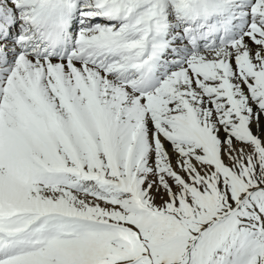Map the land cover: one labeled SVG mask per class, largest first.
Returning a JSON list of instances; mask_svg holds the SVG:
<instances>
[{
    "label": "bare ground",
    "instance_id": "obj_1",
    "mask_svg": "<svg viewBox=\"0 0 264 264\" xmlns=\"http://www.w3.org/2000/svg\"><path fill=\"white\" fill-rule=\"evenodd\" d=\"M55 1L62 2L61 11L44 10ZM171 2L173 4L169 6L168 0H0V34L1 31L12 32V40L15 41L8 43L6 51L13 57L8 60L0 43V72L5 73V78L0 80V120L3 122L1 125H5L0 126V145L7 152L2 155L0 165V194L4 187H15L18 194H13L21 196L12 198L13 202L17 201L16 208H26L23 200L29 197L25 194L26 186L20 184V177L34 166L20 158H26L30 153L35 152L40 159L46 160L47 152L55 150L59 160L49 162L68 170L75 163L69 148L82 147L81 155L76 156L83 164L90 162L91 165L95 156L93 152L98 150L106 151L100 153L104 158L114 156L112 143L116 141L124 151L129 150L130 163L137 164L141 157L140 166L153 163L152 158L162 151L172 161L180 156L178 147L183 151L185 145L170 138V134L176 136L181 126L200 123L206 128L201 133L207 134L215 147L223 146L225 159L231 161V154L243 147L229 132L234 122L230 111L236 109L241 113L239 122L258 133L264 143V0ZM240 7L245 9L238 11ZM131 10L133 12L129 15ZM235 10L244 15L237 23V30H232L230 25L235 20ZM14 11L21 12L25 23L17 24ZM48 13L50 17L46 16ZM117 14L127 19L119 21L126 28L112 30L118 25L116 21L105 28L108 19ZM199 14L201 18H198ZM215 14L219 17L212 16ZM97 15L101 18L96 28L81 26L82 36L75 38V48L69 50L64 58L38 56L39 48L46 49V41L61 40L65 35H71L70 19L78 21L79 17L87 20ZM216 18L221 20L220 24L215 22ZM203 19L208 22L199 25ZM57 20L61 21L60 27L55 24ZM183 21L188 23L186 28L182 26ZM97 24L104 26L97 27ZM159 30L160 34H157ZM198 36L208 40L201 45H190L178 71H166L159 50L163 49L166 53L174 50L167 48L168 40L188 44L187 39ZM18 43L19 47L16 46ZM212 43L214 45L210 46ZM141 51H145L144 58ZM147 60L151 61L152 68L145 76L140 65ZM260 67L262 71H258ZM248 69L258 71L256 78H248ZM247 79L251 84L246 85ZM37 109L47 113V120L41 118ZM11 110L14 116L7 115ZM21 111L29 117L27 114L23 116ZM19 124L20 127L31 125L40 133V139L19 128ZM96 125L101 133L96 134L98 138L94 144L92 141L87 146L76 144L80 143L79 137H76L78 126L90 133V128ZM196 136L199 138V135ZM222 140L228 144L223 145ZM154 143L159 149H155ZM88 150L92 153H87ZM254 150L246 147V161L249 164L248 173L252 170L256 173H241L237 175L240 178L227 179L234 185L230 195L225 194L231 204L243 200L248 192L249 184L243 179L248 177L251 182L258 176L264 183V164L256 158ZM85 154L89 155L85 157ZM99 174L102 176V170ZM122 174H118L121 175L119 179L128 189ZM67 190L63 188L61 193L67 206H70L69 201L77 196ZM42 195L46 209L51 206L54 209L60 204L59 194ZM1 240L0 244L5 245ZM5 250L14 252L12 256L0 252V257L5 260L19 255L7 247Z\"/></svg>",
    "mask_w": 264,
    "mask_h": 264
},
{
    "label": "rangeland",
    "instance_id": "obj_2",
    "mask_svg": "<svg viewBox=\"0 0 264 264\" xmlns=\"http://www.w3.org/2000/svg\"><path fill=\"white\" fill-rule=\"evenodd\" d=\"M134 3L138 5V2ZM233 14L235 17V12ZM14 15L17 24L25 23L20 11H14ZM176 15L180 17L178 12ZM18 17L22 18L19 20ZM114 18L127 20L118 14ZM82 24L86 22L76 23L72 35H78ZM114 29H122V26ZM159 51L161 53L163 49ZM141 54L144 58L145 51ZM261 68L258 71H262ZM258 71L248 69V78H256ZM249 79L245 81L246 85L251 84ZM262 110L264 112V104ZM230 114L234 116V122L229 132L243 145L237 153L231 154V161L225 159L223 146L215 147L214 141L212 143L207 134L201 133L206 128L200 123L181 126L176 136L170 134V138L184 144L186 149L181 151L178 147L180 156L172 161L162 151L152 158L153 163L140 166L142 157L136 160L137 164L130 163L129 150L124 151L116 141L112 143L114 156L104 158L102 154L106 151L98 150L93 152L95 158L91 165L90 162L83 164L77 158L82 147H68V152L71 151L75 158L68 170L50 163L59 160L55 150L47 152L46 160L40 159L35 152L28 158L21 157L34 166L20 177V184L26 186L25 194L29 197L23 200L26 208L18 209V205L15 207L17 201L14 203L12 199L14 196L21 198L13 194H18L16 188L1 190L4 193L0 194V240L3 239L5 245L15 244L14 248L26 253H18L15 259L9 260L0 257V264H264V183L258 176L250 182L246 175L247 180L243 181L249 184L247 201L232 208L227 200L234 186L227 181L228 177L237 179L241 173H256L255 170L248 173L246 147L255 148L254 155L264 164V143L258 133L239 122L240 110L230 111ZM78 127L76 137L80 143H74L79 146H87L91 141L94 144L101 133L98 125L92 126L90 133ZM27 132L40 134L31 130V125ZM156 144L155 149H159ZM0 148L2 163V155L7 152L3 145ZM87 153L92 152L88 150ZM121 172L128 189L119 179ZM63 188L77 196L69 201L70 206L62 196ZM42 194H59L58 208L43 207ZM5 245L0 244V249L4 248L0 252L12 256L14 252H7Z\"/></svg>",
    "mask_w": 264,
    "mask_h": 264
},
{
    "label": "water",
    "instance_id": "obj_3",
    "mask_svg": "<svg viewBox=\"0 0 264 264\" xmlns=\"http://www.w3.org/2000/svg\"><path fill=\"white\" fill-rule=\"evenodd\" d=\"M244 199H245V198H244ZM244 199H243V200H244ZM243 200H241L240 202L236 203L234 206H239Z\"/></svg>",
    "mask_w": 264,
    "mask_h": 264
}]
</instances>
